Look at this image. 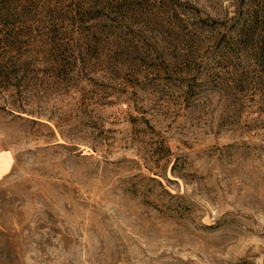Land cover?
<instances>
[{"label": "rangeland", "instance_id": "374dc122", "mask_svg": "<svg viewBox=\"0 0 264 264\" xmlns=\"http://www.w3.org/2000/svg\"><path fill=\"white\" fill-rule=\"evenodd\" d=\"M182 2L1 49L0 264H264V0Z\"/></svg>", "mask_w": 264, "mask_h": 264}, {"label": "trees", "instance_id": "16d2710c", "mask_svg": "<svg viewBox=\"0 0 264 264\" xmlns=\"http://www.w3.org/2000/svg\"><path fill=\"white\" fill-rule=\"evenodd\" d=\"M98 2L97 0H91V3L83 0H0V53L1 49H7L5 54L9 55L22 49L24 47L22 36L37 38L38 34L33 32L40 33L43 30L47 32L46 34L52 33L51 39L54 45L50 52L55 58L65 56L66 48L77 42L73 51L68 53V57L70 64L78 65L80 57L76 54L77 46L79 53L85 56L88 53L93 54L94 50L100 47L102 40H109V35L103 38V35L94 29L102 22L105 13H117L118 16L112 17L115 20L119 15L124 16L127 10L136 13L159 8L163 12L176 14L179 21L184 22L183 11H186L187 6L182 0H119L118 11H115L114 5L113 9H110L108 4L101 6ZM100 30L104 31L105 28ZM70 32H72V41H65L66 34ZM74 33L77 38L73 36ZM254 34V30L247 29L241 33V37L248 35L254 38ZM8 62L0 58V75L11 73L12 66Z\"/></svg>", "mask_w": 264, "mask_h": 264}]
</instances>
